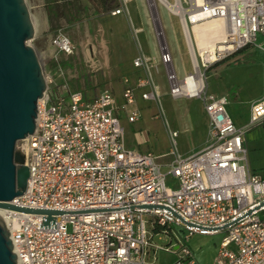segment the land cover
<instances>
[{"label": "built area", "instance_id": "built-area-1", "mask_svg": "<svg viewBox=\"0 0 264 264\" xmlns=\"http://www.w3.org/2000/svg\"><path fill=\"white\" fill-rule=\"evenodd\" d=\"M159 1L166 7L170 3ZM176 1L182 13L167 8L178 17L192 69L177 75L151 11L159 58L172 97L201 98L207 115L205 146L182 156L174 146L176 131H169L164 173L160 156L127 145L119 110L128 122L140 117L137 89L141 99L160 105L143 55L133 65L144 74L135 83L122 78L121 105L109 87L90 98L67 82L51 91L52 79L44 72L35 127L19 148L29 175L24 191L10 202L61 213H52L45 224L46 213L0 208L18 264H146L160 248L152 240L158 231L173 238L164 248L175 254L169 264H199L185 239L220 230L224 235L212 264H264V175L250 171L244 145L246 130L264 124V57L262 96L250 104L242 125L227 113L226 96L207 92L205 85L210 65L264 36V0ZM126 2L121 0L110 14L125 12ZM48 44L56 54L74 53L62 28L48 37ZM174 227L186 231L182 238Z\"/></svg>", "mask_w": 264, "mask_h": 264}, {"label": "rangeland", "instance_id": "rangeland-1", "mask_svg": "<svg viewBox=\"0 0 264 264\" xmlns=\"http://www.w3.org/2000/svg\"><path fill=\"white\" fill-rule=\"evenodd\" d=\"M31 17L36 19L38 10H42L44 0H25ZM152 2L154 0H151ZM172 1V0H168ZM136 4L141 8V11L147 14L149 20L146 23L152 24L154 34L157 39L154 22L152 21L151 11L158 17V23L162 29L164 40L166 41L172 55L174 69L178 76H182L187 70H191L189 55L186 48L185 40L180 28L178 17L172 14L168 8L159 0H155V5L150 8L149 0H135ZM105 9L101 7L98 0H84L75 4V17L77 20L71 21L68 16H65L61 21L55 22L56 27L62 30L69 36L75 46L74 53L69 54L68 63L74 69L82 70L93 74L92 79L88 80L90 89L102 86L105 81L102 78V72L105 70L103 64V56L101 55L105 47L108 45L106 21L102 16ZM36 21V20H35ZM151 22V23H150ZM37 22L36 31L30 39V43L38 51L43 71H45V61L42 57V51L45 46V37L42 40L36 35L39 30ZM133 32L132 26L128 25ZM140 42L145 46L147 39L143 33L138 32ZM153 41L155 50L157 49V41ZM260 44V47L258 46ZM264 36L257 35L256 42L249 44L246 50L250 52L248 64L235 65L229 70L225 77V81L229 86V97L226 94H215L212 91L224 93L222 83L218 77L210 72H206L205 82L207 83V92L215 95L226 96L225 109L227 113L241 122L248 120V106L253 99H258L262 96V80L259 76L258 67L255 65L259 53H264ZM236 71V72H235ZM88 73V74H90ZM86 74V75H88ZM239 75L238 82L231 79ZM100 77V79H99ZM107 83V82H106ZM160 83V105L151 100H144V108H140L139 120L130 124L126 120L125 112L119 110L118 116L120 124L124 130V138L128 146L146 151L150 150L159 157V162L162 163L161 170L167 173V168L164 162H167L169 156L165 153L170 149L169 131L175 130L174 146L176 151L182 156L198 151L206 144L207 141V115L203 108L201 98L197 97H172L169 93L168 84L165 79H161ZM75 85V84H73ZM105 88V87H103ZM102 88V89H103ZM101 89V90H102ZM138 100L140 98L138 91ZM117 99V98H116ZM117 104H122V99H117ZM141 104H144L141 102ZM158 105V107H157ZM147 106L151 109H146ZM157 113V116H153ZM143 129L146 132L147 139L139 144L135 141L134 131ZM22 140H18L16 147L20 148ZM244 145L246 147V159L251 172L264 175V124L258 122L252 124L245 132ZM168 182L171 181L167 175ZM144 218H149V215L143 214ZM148 232H151L149 224H146ZM174 234L178 237H183L186 231L179 227H174ZM180 229V230H179ZM224 235V231L220 230L215 233L200 234L192 233L185 243L190 248L193 258L199 264H212L213 256L217 250L219 242ZM171 235H166L163 232H155L152 238L153 242L160 248L154 254V257L149 256L146 264H167L174 257L164 248L168 246L171 240ZM173 239V238H172Z\"/></svg>", "mask_w": 264, "mask_h": 264}, {"label": "water", "instance_id": "water-1", "mask_svg": "<svg viewBox=\"0 0 264 264\" xmlns=\"http://www.w3.org/2000/svg\"><path fill=\"white\" fill-rule=\"evenodd\" d=\"M34 25L25 0H0V208L46 213L44 223L60 210L18 206L29 175L18 140L33 132L37 100L46 87L36 48ZM147 205L146 207H151ZM12 238L0 211V264H18Z\"/></svg>", "mask_w": 264, "mask_h": 264}, {"label": "crops", "instance_id": "crops-1", "mask_svg": "<svg viewBox=\"0 0 264 264\" xmlns=\"http://www.w3.org/2000/svg\"><path fill=\"white\" fill-rule=\"evenodd\" d=\"M79 1H84V0H68V1L55 0V2L58 3L60 8L65 7V9L68 8L67 10H70L68 12H70L69 18L71 21L77 20L75 17V13H76L75 4L79 3ZM100 5L105 9L101 17H104L106 21V30L108 33L107 35L108 45L105 47V49L101 54L104 60L103 64H105L106 66L105 70L102 72L101 75L105 83L100 87H96L95 90H93L92 88L90 89L91 86H89L88 83V80L92 79L91 77L93 76V74L90 73V70L84 72L81 69L80 70L74 69V67H71V64L68 63L69 55H66L61 52H58L56 54L55 49L48 44V37L58 29V27H56L55 22L61 21L65 17V15L60 14L56 17L52 14V12L51 13L48 12L46 8V0H44V3L42 4V10L40 9L38 10L36 19L32 17L34 30L36 31L37 22L39 23L40 26L36 35L39 37L40 40H42V37H45L46 40L45 46L42 51L43 52L42 57L44 58L45 61L44 72L52 79V82L50 84V90L54 91L62 82H67L70 89H78L82 92L85 98H90L96 95L97 93H99L103 87H109L112 89L115 98L120 99L121 89L123 86L122 78L124 76H127L131 83H135L137 77L144 74L143 69L137 68L133 65V59L136 58L137 56L143 55L148 59L147 61L150 65L149 70L151 72L155 84L157 85L158 93L160 96L161 85L159 81L162 78L166 80V78H165L163 65L159 58V48L157 47V49L155 50L156 46L154 45L153 42L156 39L153 26L152 24H148L145 21V20L147 21L149 20L147 14L143 15L144 13L141 11V8H139V6L136 4L135 0H127V2L125 3L126 6L125 12H120L118 14H110V11L113 10L114 8L119 7L121 5V0H105L104 3H100ZM128 25L132 26L133 32L129 29ZM138 32L143 33L145 35V38L147 39V43L145 46L140 42L138 38ZM157 45H158V41H157ZM246 47L247 46L239 49L238 51L228 56L227 58L215 62L206 69V72L208 71L218 77L219 81L222 83L224 90L223 91L224 93H219L218 91L215 90L212 92H215V94L216 93L226 94L227 97H229V89L227 88L229 84L227 81H225L226 79L224 76H226L229 70L233 68L235 65L243 66L248 64V60L251 55L250 52L246 50ZM263 57H264V53L263 56L262 54L259 53L257 59L255 60L256 62L255 65L258 67L259 76L260 79L262 80V88H263V73H262ZM189 61H190V57H189ZM190 65H191V61H190ZM189 70H187L186 72H188ZM239 80H240L239 75H237L236 77L231 79V82L233 83L234 81L235 83L238 82ZM205 85L207 90L208 86L206 82ZM138 91L139 89L136 90L135 105L139 107V109L140 108L142 109L144 108L145 101L138 100L137 98ZM253 101H255V99H253ZM141 102L144 104H141ZM250 104L247 109L248 117H249ZM146 109H151V108L147 106ZM153 116H157V113H154ZM231 118L234 121V123L237 125H242L245 123V122H241L240 120L234 117ZM137 120H139V118ZM134 122H128V123L132 124ZM133 135L135 136V141L138 144L140 142H144L147 139L146 132L143 129H138L137 131H134Z\"/></svg>", "mask_w": 264, "mask_h": 264}, {"label": "trees", "instance_id": "trees-1", "mask_svg": "<svg viewBox=\"0 0 264 264\" xmlns=\"http://www.w3.org/2000/svg\"><path fill=\"white\" fill-rule=\"evenodd\" d=\"M104 1L105 0H98V2H100V3H104ZM46 8H47L48 12H50V13L52 12V14L56 17L60 14H63L65 16H68V19H70L69 18L70 12H68L70 10H67L68 8L65 9V7L60 8L58 3L55 2V0H46Z\"/></svg>", "mask_w": 264, "mask_h": 264}, {"label": "bare ground", "instance_id": "bare-ground-1", "mask_svg": "<svg viewBox=\"0 0 264 264\" xmlns=\"http://www.w3.org/2000/svg\"><path fill=\"white\" fill-rule=\"evenodd\" d=\"M170 3L166 2L165 4L167 5V7L171 10H178L180 13H182V8L176 3H172V1H169Z\"/></svg>", "mask_w": 264, "mask_h": 264}]
</instances>
